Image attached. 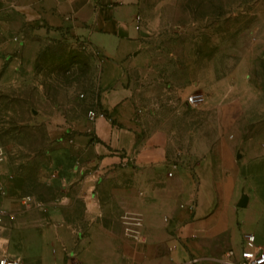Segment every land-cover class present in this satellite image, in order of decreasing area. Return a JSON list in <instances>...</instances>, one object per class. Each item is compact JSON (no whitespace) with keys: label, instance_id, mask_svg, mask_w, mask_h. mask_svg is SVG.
Listing matches in <instances>:
<instances>
[{"label":"crops","instance_id":"obj_1","mask_svg":"<svg viewBox=\"0 0 264 264\" xmlns=\"http://www.w3.org/2000/svg\"><path fill=\"white\" fill-rule=\"evenodd\" d=\"M0 3L3 27L19 35L0 49L27 60L39 46L34 35L52 34L99 51L95 90L84 100L106 113L94 121L86 108L73 113L66 137L50 127L57 139L36 177L46 194L30 195H44L41 207L23 200V177L0 166L7 254L27 264H62L66 253L90 264H236L243 232L264 238V67L251 52L192 85L164 82L154 67L143 83L139 0ZM192 88L203 96L193 105L185 101ZM240 191L245 205L236 204ZM135 217L138 241L122 233ZM17 231L19 248L11 244Z\"/></svg>","mask_w":264,"mask_h":264},{"label":"rangeland","instance_id":"obj_2","mask_svg":"<svg viewBox=\"0 0 264 264\" xmlns=\"http://www.w3.org/2000/svg\"><path fill=\"white\" fill-rule=\"evenodd\" d=\"M139 1L140 15L136 14L147 31L139 63L143 83L150 78V67L164 82L192 85L209 80L227 73L246 52L264 67V0ZM3 19L0 8V41L9 37L16 41L19 35L5 29ZM34 36L39 46L27 60L17 49H0V166L20 174L25 181L23 193L29 195L35 189L46 194L36 177L57 139L50 127L59 126L60 136H67L63 127L70 124L73 113L85 110L84 99L95 90L101 58L96 48L75 35ZM157 100L160 106L161 98ZM42 196L27 202L43 204ZM20 232L11 236V244L18 248ZM79 260L90 264L87 258Z\"/></svg>","mask_w":264,"mask_h":264},{"label":"built area","instance_id":"obj_3","mask_svg":"<svg viewBox=\"0 0 264 264\" xmlns=\"http://www.w3.org/2000/svg\"><path fill=\"white\" fill-rule=\"evenodd\" d=\"M136 19V27L139 26V15L135 14ZM79 97H83V92L78 93ZM203 96L200 92H190L186 95L185 101L189 104H196L202 100ZM96 101L95 98H92L86 107L85 115L88 120L94 121L97 118H103L106 116V113L101 107L95 105ZM2 157V149L0 147V160ZM167 174H170L167 171ZM24 201L30 200L29 194H24L23 197ZM34 204L38 207H41L42 204L40 201H34ZM2 209L0 208V213ZM141 228V220L140 218H129L123 221V235L138 241L142 239V233L140 232ZM73 258V259H72ZM236 264H264V238L260 241L255 239V235L253 232H243L242 233V241L241 245L238 249L237 257L235 258ZM0 264H27L24 260L20 257L15 255L7 254L2 246H0ZM55 264V263H51ZM62 264H79V260L75 257H71V254H65V261ZM175 264H197V260L194 257L189 259L179 261Z\"/></svg>","mask_w":264,"mask_h":264},{"label":"water","instance_id":"obj_4","mask_svg":"<svg viewBox=\"0 0 264 264\" xmlns=\"http://www.w3.org/2000/svg\"><path fill=\"white\" fill-rule=\"evenodd\" d=\"M139 33H140L141 35H146V34H147V31L144 30V29L141 27V28H139ZM246 200H247V195H246V193L243 192V191H240L239 196H238V199H237V201H236V204H237V205H245Z\"/></svg>","mask_w":264,"mask_h":264},{"label":"bare ground","instance_id":"obj_5","mask_svg":"<svg viewBox=\"0 0 264 264\" xmlns=\"http://www.w3.org/2000/svg\"><path fill=\"white\" fill-rule=\"evenodd\" d=\"M3 213V211L1 212V214ZM1 216V215H0ZM3 242L0 243V246H2ZM5 246V245H4Z\"/></svg>","mask_w":264,"mask_h":264}]
</instances>
